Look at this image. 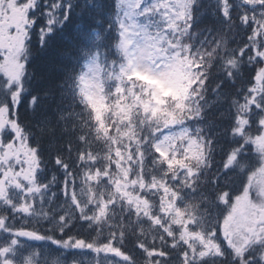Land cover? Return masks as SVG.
Returning a JSON list of instances; mask_svg holds the SVG:
<instances>
[{"label": "snow or ice", "instance_id": "6c2138e0", "mask_svg": "<svg viewBox=\"0 0 264 264\" xmlns=\"http://www.w3.org/2000/svg\"><path fill=\"white\" fill-rule=\"evenodd\" d=\"M17 4H27L28 23L25 24L27 35L24 43L30 44L32 34L42 40L40 47H44L48 43V38L57 33L63 35L65 28L72 23L73 30L76 33L77 41L73 42V48L76 50V55L65 53L66 58L73 61L82 60L87 64L102 62L108 67L112 73L111 87L116 89L115 99L119 100L123 88L124 95L128 96V102L134 106L136 113L143 115L144 118L151 119L156 122L161 118L162 109L157 99L160 96L158 89L149 87L145 83H140L135 78V73H147L153 79L161 81L165 84L175 82V73L179 66L183 65L181 57L183 56V43L178 41L177 37H184L185 32L191 35L192 29L198 27L206 20L223 18L225 21L231 20V13L234 8L240 5H233L232 8L225 13L224 4L220 0H191L190 3H184L183 0H17ZM244 8L252 10L251 16L247 13H242L238 17L241 26L247 32L245 37L247 46L243 47V51L235 50L234 53L240 56L242 61L248 63L242 64V67L248 69V79L243 91L247 92L248 96L241 99L247 103L248 98L253 96L252 85L256 83V75L258 72H264V30L257 32L260 25L257 23V10L264 9V2L257 4L243 3ZM190 8V12L188 9ZM185 10V14L181 15V10ZM174 10V11H173ZM190 16V19H189ZM264 19V16H261ZM191 25V27H189ZM129 29L132 30L130 34ZM186 38V37H185ZM253 38L258 43V47H253ZM133 43L130 46L129 41ZM180 51V55L176 53ZM0 59H3L0 56ZM24 60V57H21ZM28 60H24L23 67L25 69L24 78L30 80V74L27 72ZM231 67V64L229 65ZM238 71V70H234ZM34 75V72L31 74ZM225 76L228 73L225 72ZM232 83V77H228ZM0 80L5 84L8 83L7 78L0 74ZM17 83H12L10 88L6 89L7 99L12 100V93L19 87ZM135 91H131L132 88ZM224 87V83H220V88L216 89L219 92ZM147 89V92H145ZM28 91L20 92V103L23 104L25 98L29 96ZM137 93L139 99H137ZM155 93V96L153 95ZM215 94V93H214ZM168 107L174 106L178 101H174L171 97ZM260 106L254 101L250 107L255 110V115L252 112L247 113L249 122L245 125V131L255 126L257 134L264 132V92L256 97ZM19 108V105H17ZM167 117V113L163 114ZM199 119H203L200 117ZM166 122V121H165ZM233 119V124H236ZM211 126V122L210 125ZM10 137L15 136L14 132L6 129ZM182 132H188L189 129L181 126ZM165 132L169 135H165ZM176 135L173 130L168 127L164 131H159L155 137V145L153 151L156 156H160L161 152L170 147V138ZM237 138L244 145V148H250L252 141L245 142L243 135L237 134ZM39 152V149H37ZM246 154L236 152L232 156H225L227 163L226 172H231L237 168L238 162ZM260 155H264L261 153ZM167 166V165H165ZM264 169V159H256L255 164H249L243 169L245 176L244 184L241 186L239 193L234 195L228 192L227 199H217L216 203L228 209L223 217L216 221V231L211 233L212 239H217L222 246L217 253V258L224 260L230 254L232 264H242L243 260H247L248 264H264V258L258 255L260 249L264 248V237L259 240L253 238L248 241L241 251L234 248L226 235H224L223 224L231 213L232 205L235 203L238 196H243L245 192L255 201H264V193L260 191V187H250L248 185V177L253 173H258ZM65 171L67 169L65 168ZM188 171L187 168L184 169ZM21 194L24 190L19 189ZM41 203H43L41 201ZM35 203L30 207L35 208ZM4 207L12 214L9 217L0 216V233L7 238L4 243H0V264H32L33 259L38 260L41 250L33 248L30 253H24L25 243L28 241L47 242L55 251L53 264H80L82 258H94L97 262L101 259L103 253L100 249L88 243L84 238L68 236L64 240H57L50 236H45L38 230L21 227H14L12 217L17 213L25 215L27 219L33 218V213L29 211V207L17 201L15 204L5 203ZM73 207H76L74 204ZM93 207L92 205L88 206ZM77 215L81 213L78 211ZM37 220H43L44 223L56 222L61 235H64L66 229L73 227L74 221L71 217L61 213L60 215H51L44 213L43 216L35 214ZM150 222V221H149ZM80 223L90 224V219H85L81 216ZM159 227V225H157ZM177 230L179 226L177 225ZM195 227V225H191ZM167 234V233H166ZM173 236L169 235V240ZM183 245V250L178 253L181 264H207L209 259L206 255H198L203 251V245H198L197 250L193 251L183 240L180 241ZM169 249H173L175 245L168 244ZM136 248L148 256V251L137 244ZM226 250V251H225ZM172 257L168 253L158 254L154 259L162 261L170 260ZM122 264H134L132 258L123 259Z\"/></svg>", "mask_w": 264, "mask_h": 264}, {"label": "trees", "instance_id": "16d2710c", "mask_svg": "<svg viewBox=\"0 0 264 264\" xmlns=\"http://www.w3.org/2000/svg\"><path fill=\"white\" fill-rule=\"evenodd\" d=\"M201 24L202 29L196 36V44L199 45L196 46V51L191 55L192 64L191 67H188V69H190L189 71H195V61L193 57H197L198 59L207 47L208 40L213 37H215L216 40H219L221 53L214 69V81L208 89L209 95L206 97L207 103L203 100H199L198 97L199 102L197 103L196 111L202 113L203 119H199L200 116L197 115L193 117V123L196 125L195 133H197V140L201 147L200 153L204 158V162L201 164L203 169L200 174V179L202 181L199 182L197 178V181L192 188H195L203 201L212 202L213 194L216 190L221 189L222 191H225L228 187L227 184H217L219 181H217L216 175L220 171L219 162L221 161L222 154L235 147V140L233 141L231 137L228 136L230 123L227 119V102L223 104L219 98L220 93L225 96L231 89V81L228 79V76H225V72L229 73V70L233 68V66H229L230 64L228 63V60L231 58V54L234 50L233 46H228L224 40L228 39L229 41L234 34L227 32L232 25L230 20L222 25L224 30L223 34L220 36L217 35L215 31L217 26L211 21V19L206 20ZM70 35L72 40L79 42L77 41L76 33L72 26L70 30L63 34V38H57L56 42L55 40H52V44L50 41L42 55H35L32 63V69L36 75L34 87L44 92L42 96H47L45 97L47 100H45V98L42 100V109L49 112V114L41 115L44 124V131H39V136L42 141H48L46 144L49 145L47 146L48 149L52 147H66L67 145L74 144V141L77 140L76 136L83 131L78 128V126L84 124L86 118L90 119L92 115V110L90 108L81 107L85 105H83L82 102H77L72 96H69L62 91L64 83H66V81H71V74L80 70V67L74 69L71 65V59H68L65 56V53L76 55L73 43L68 41ZM66 38L67 40H65ZM221 81L224 83V87L220 89L219 92L213 91V89L216 88V85L220 84ZM66 99L69 100L65 102ZM76 106L78 107L75 109ZM210 122L211 126H209ZM146 123V119L142 118V126L139 128L140 135L139 138L134 139V148L136 159L142 161V165L147 168L148 163H151L152 165L154 155L153 146L155 143L146 133V130H148V124ZM123 127L128 128V125H124ZM210 139L214 141L211 144V152L209 149ZM179 169L180 167L177 164L174 171L178 172ZM197 186L198 188H196ZM132 212L133 211L130 209L125 211L124 207V211H121V228L118 231V234H114L111 230L110 238L119 237L121 239L119 245L125 253L128 255L130 254L133 261L141 264H149L151 260L149 252L152 251L155 246L148 240H142L143 237L138 234L137 224L139 222V215L137 213H135L133 217H130L129 225L127 219ZM137 244L141 245L148 251L147 257L136 248ZM172 253H174L175 257V252L172 251ZM160 261L164 264H168L170 260Z\"/></svg>", "mask_w": 264, "mask_h": 264}, {"label": "rangeland", "instance_id": "374dc122", "mask_svg": "<svg viewBox=\"0 0 264 264\" xmlns=\"http://www.w3.org/2000/svg\"><path fill=\"white\" fill-rule=\"evenodd\" d=\"M129 32L131 34L132 30L129 29ZM65 40H67V38ZM68 40L70 41V39ZM52 42L53 41H51V44ZM132 43L133 41L130 40L129 45L131 46ZM100 68L101 65L99 62L90 65L88 64L87 70L83 77L84 90L87 91L89 98L92 102L95 103L96 106L102 105ZM177 73L178 71L175 73V82L172 84H165L161 81L155 80L149 74L146 73L149 78L154 82L153 87L158 89L160 92V96L157 97V99L161 105H164L162 104V94L165 93L170 87L175 85ZM153 95L155 96V93ZM137 99H139L138 93ZM171 129L173 130V132L176 133V135L170 138V147H168L163 152L165 154L172 153L173 155H175L174 157H176L178 150L181 147H185L186 142H189L186 138L188 132H182L181 127H179V125L176 129H173V127ZM154 130L155 133H157L158 131H162V128H159L158 124H154ZM165 135H169V133L165 132ZM186 145V148L190 149L191 144L187 143ZM63 147L54 148L62 149ZM121 154L124 155L123 152ZM122 155H120L119 160H114L113 163H108L105 166L106 171L99 172L100 175L97 177V179L99 180V184H101V191L100 193H98L99 196H96V199L94 201L95 206L103 204L105 197H109L110 201H114L117 197L115 194H118V196H121V198L125 196L132 197V188L139 187L140 191L138 192L137 197L143 204H145L146 206H150V214H152V204L150 195L155 193L154 183L161 184L162 189H164L166 183H169L168 180L165 179V181H146L144 180V178H140V180L137 182L130 181L128 179L126 167L123 164V162L125 161L122 158ZM188 177V172H185L183 169L180 178L176 181V186H179L180 184L186 182L188 180ZM173 180H171L170 182L171 185ZM104 193H106V196H104ZM193 207L195 208V205L190 204H186L184 206L179 204V206L169 207V204L165 203L162 206V214H164V216H162L161 218L151 216L149 220H152L153 224H150L149 227L152 231L153 225L160 223L159 229L168 232L169 226L167 223H165V221L168 220L174 222L176 226H179V231L182 233L181 235L183 237V242L187 244L193 251L197 250L198 245H203V251L200 253L201 255L206 253H216V250L218 251V249L215 245H213V241L209 239L211 235L210 237H208L206 236V233L202 232L201 230H196L191 227L193 223H196L200 219V216L198 214H193ZM102 211L104 214L108 212V210L105 209V204L104 208H102ZM189 213H192V216H190ZM146 225L147 224L143 225L141 229L144 232L147 228ZM151 233L154 234V232H150L149 234ZM100 251L103 253V257L99 260V262H97L92 257H88L87 261L89 264H122L123 258L119 257L118 254H115L114 248L109 249V246L106 245L103 248H100ZM102 259L104 260V262L102 261Z\"/></svg>", "mask_w": 264, "mask_h": 264}, {"label": "clouds", "instance_id": "9594fccd", "mask_svg": "<svg viewBox=\"0 0 264 264\" xmlns=\"http://www.w3.org/2000/svg\"><path fill=\"white\" fill-rule=\"evenodd\" d=\"M257 2L262 3V2H264V0H257ZM261 10H264V9H261ZM189 27H191V25ZM193 31H195L194 28L192 29V32ZM195 46H196V42L191 41V39H190L189 43H188V47L192 48ZM242 51H243V49H240V52H242ZM220 53H221L220 42H219V40H216L215 37H213L212 39L208 40L207 47L201 53L199 58L197 59V57H193V59L195 61V64H194L195 71L193 73L194 79L192 81V86H191L190 90H191L193 97H199V100H203V101H205V103H207L206 97L209 95L208 89L211 87V85L214 81V69H215V66L217 63V59L220 56ZM228 63L236 65V64H242L243 61L240 59L239 55H237L233 52L231 54V58L228 60ZM228 77H232L231 72L228 73ZM218 88H220V84H217L216 88L213 89V91H216V89H218ZM196 115L202 117L201 112H197ZM213 142L214 141L212 139L209 140L210 152H211V144ZM237 151L238 150H236V149L229 150V151H227L226 155L232 156ZM223 168L224 169L227 168L226 160H224ZM194 211H198L201 213L207 212L208 215L211 216L213 209L210 207L208 202L201 201L200 206L198 208L194 209ZM213 232H214V230H213ZM258 255L261 256L262 258H264V248L260 249V251L258 252ZM242 264H248L247 260H243Z\"/></svg>", "mask_w": 264, "mask_h": 264}, {"label": "bare ground", "instance_id": "6f19581e", "mask_svg": "<svg viewBox=\"0 0 264 264\" xmlns=\"http://www.w3.org/2000/svg\"><path fill=\"white\" fill-rule=\"evenodd\" d=\"M71 36V35H70ZM57 38L58 39H60V38H63V35H57V36H55L52 40H55V42L57 41ZM70 39V41L73 43V42H76L75 40H72V38L70 37L69 38ZM51 40V41H52ZM69 41V40H68ZM47 47V46H46ZM45 47V48H46ZM45 48H43V49H41V50H36L34 53H33V58L35 57V55H37V54H41L42 55V53H43V51H44V49ZM29 107H30V104H29ZM34 127L36 128V126L34 125ZM39 139L42 141V139L40 138V136H39Z\"/></svg>", "mask_w": 264, "mask_h": 264}]
</instances>
